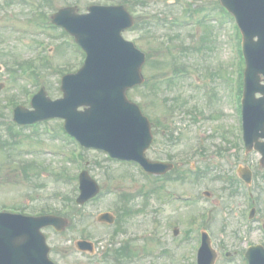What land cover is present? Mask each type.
<instances>
[{
	"label": "rangeland",
	"instance_id": "1",
	"mask_svg": "<svg viewBox=\"0 0 264 264\" xmlns=\"http://www.w3.org/2000/svg\"><path fill=\"white\" fill-rule=\"evenodd\" d=\"M179 1L146 0L147 4L138 15L133 10L131 13L140 24L156 12L159 14L155 16L180 23L185 15L197 17L214 13L208 19L221 23L229 17L215 7L218 0H181L182 5ZM109 2L53 0L44 10L52 12L60 6L73 4L84 12L90 4ZM185 7L198 12L186 13ZM133 8L141 9L135 5ZM48 28L34 18L32 7L21 2L7 6L0 0V210L15 208V212L24 214H35L42 209L63 210L66 215H61L70 221L65 231L57 233L51 228L43 229L50 246L49 256L57 264H107L98 258L104 249L101 246L107 243L113 246L126 240L138 254V258L128 264H195L199 229H206L212 236L213 246L219 254L215 264H246L240 253L250 244L264 245L261 228L264 225V167L258 164V152L244 155L237 133L236 109L229 101L231 83L236 82L237 76L231 66L238 53L232 35L233 19L224 24L168 25L165 22L151 29L140 30L137 26L123 32L125 38L132 40L146 54L145 81L128 91L129 97L152 121L154 141L146 155L152 159L178 157L175 167L183 173L179 179L169 176L156 181L141 175L135 165L111 160L102 151L79 150L60 127L61 119L45 120L31 127L11 123V99L30 107V95L42 84L51 98L61 96V75L75 71L82 61L70 37ZM39 45L44 49L41 54L47 58L44 63V59L39 58ZM18 58L29 60L33 67L27 68L25 73L20 72ZM181 67L187 74L177 76L176 70ZM32 70L35 73L30 72ZM165 75H170L171 79L161 80ZM29 76L36 78V82ZM167 99L173 101L171 107L175 105L173 110L176 111L170 112ZM234 103L238 105L237 96ZM11 126L18 136L12 135ZM164 127L168 131L164 130L162 135ZM49 129L55 136L47 131ZM32 130L35 132L29 133ZM170 132L173 139L178 137V141L165 143ZM32 148H38L37 152H31ZM73 151L81 152L83 161L72 160ZM27 163L32 166L25 174L22 168ZM238 165H248L258 181V184L254 183L256 186H251L256 214L249 228L244 225L247 220L245 191H232L221 178L236 174ZM82 166L97 180L100 192L76 210L68 205L64 196L75 198L77 180L70 181L59 174L77 176ZM190 167L198 173L190 172ZM152 186L156 189L143 194ZM111 188L130 193L127 204L134 211L124 222H118L124 231L109 241L117 224L116 217L109 225L97 222L96 216L102 211L115 216L119 200ZM205 190L211 193L210 197L203 195ZM168 194L192 195L196 196V201H171ZM80 216L81 220L78 219ZM174 227L179 230L177 235H173ZM79 238L97 243L95 257L88 258L75 249L74 241ZM227 250L236 252L233 257L231 255V260L224 254Z\"/></svg>",
	"mask_w": 264,
	"mask_h": 264
},
{
	"label": "water",
	"instance_id": "2",
	"mask_svg": "<svg viewBox=\"0 0 264 264\" xmlns=\"http://www.w3.org/2000/svg\"><path fill=\"white\" fill-rule=\"evenodd\" d=\"M221 1L235 14L244 34L247 68L242 103L246 151L252 147L259 150L260 163L264 165V141H258L259 137L264 138V84H260L258 76L264 74V0ZM89 10L84 15L76 14L74 8L54 14L53 21L76 36L87 51V58L76 74L62 78L63 99L52 102L43 91L35 95L34 113L43 116L46 109H52L53 115L66 118L65 127L77 133L84 144L103 147L119 157L135 158L154 171L158 165L142 157L151 141L149 123L125 95L128 87L142 81L140 67L144 61V55L120 35L122 29L132 25V18L122 6H91ZM257 91L263 96L255 98ZM79 105L89 107L78 111ZM240 175L249 179L246 170L241 169ZM82 180L83 184L91 183L85 173ZM93 185L89 194L78 199L80 202L96 193ZM47 225L62 230L66 220L50 215L0 213V264H53L47 258L48 248L39 231ZM78 245L88 246L83 241ZM246 257L249 264H264V248L252 246ZM214 259L215 253L204 236L199 264H213Z\"/></svg>",
	"mask_w": 264,
	"mask_h": 264
}]
</instances>
